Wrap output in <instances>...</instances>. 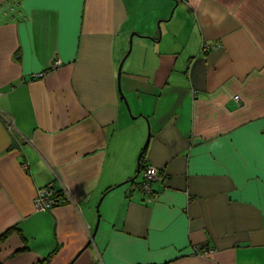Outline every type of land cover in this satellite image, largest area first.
Returning <instances> with one entry per match:
<instances>
[{
  "label": "crops",
  "instance_id": "1",
  "mask_svg": "<svg viewBox=\"0 0 264 264\" xmlns=\"http://www.w3.org/2000/svg\"><path fill=\"white\" fill-rule=\"evenodd\" d=\"M45 258L264 264V0H0V262Z\"/></svg>",
  "mask_w": 264,
  "mask_h": 264
},
{
  "label": "built area",
  "instance_id": "2",
  "mask_svg": "<svg viewBox=\"0 0 264 264\" xmlns=\"http://www.w3.org/2000/svg\"><path fill=\"white\" fill-rule=\"evenodd\" d=\"M234 99L238 100V97L235 96ZM159 174V171L152 166L144 167L137 187L144 192H150V183L152 180L156 179ZM64 203L65 198L51 185L39 189L33 199V204L38 210H45Z\"/></svg>",
  "mask_w": 264,
  "mask_h": 264
},
{
  "label": "trees",
  "instance_id": "3",
  "mask_svg": "<svg viewBox=\"0 0 264 264\" xmlns=\"http://www.w3.org/2000/svg\"><path fill=\"white\" fill-rule=\"evenodd\" d=\"M142 156H143V154L141 153V155H140V159H139L140 162L138 163L139 169H142V168H143L142 165H141V158H142ZM47 261H48V258H45V259H43V261L40 262L39 264H46ZM0 264H2V263L0 262Z\"/></svg>",
  "mask_w": 264,
  "mask_h": 264
},
{
  "label": "water",
  "instance_id": "4",
  "mask_svg": "<svg viewBox=\"0 0 264 264\" xmlns=\"http://www.w3.org/2000/svg\"><path fill=\"white\" fill-rule=\"evenodd\" d=\"M121 67V66H120ZM119 67V72H120V68ZM121 99L124 101V103H125V105H126V108L128 109V111H129V108H128V105H127V101H126V99L121 95ZM138 173H139V171L137 172V174H136V176L135 177H137V175H138ZM90 243V241L87 243V245L85 246V248L88 246V244ZM84 248V249H85Z\"/></svg>",
  "mask_w": 264,
  "mask_h": 264
}]
</instances>
